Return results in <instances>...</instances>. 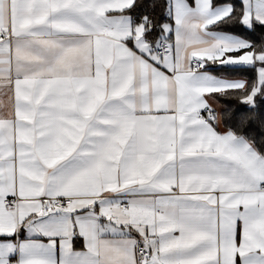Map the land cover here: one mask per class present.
<instances>
[{"label":"snow or ice","instance_id":"1","mask_svg":"<svg viewBox=\"0 0 264 264\" xmlns=\"http://www.w3.org/2000/svg\"><path fill=\"white\" fill-rule=\"evenodd\" d=\"M0 264H264V0H0Z\"/></svg>","mask_w":264,"mask_h":264}]
</instances>
